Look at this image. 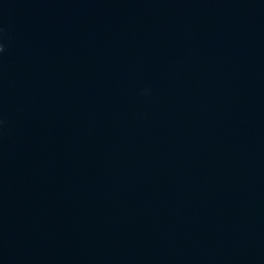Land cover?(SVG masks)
<instances>
[{
  "label": "water",
  "instance_id": "water-1",
  "mask_svg": "<svg viewBox=\"0 0 264 264\" xmlns=\"http://www.w3.org/2000/svg\"><path fill=\"white\" fill-rule=\"evenodd\" d=\"M0 43V264H264V0H0Z\"/></svg>",
  "mask_w": 264,
  "mask_h": 264
},
{
  "label": "clouds",
  "instance_id": "clouds-1",
  "mask_svg": "<svg viewBox=\"0 0 264 264\" xmlns=\"http://www.w3.org/2000/svg\"><path fill=\"white\" fill-rule=\"evenodd\" d=\"M4 51H5V45L3 43H0V53H3Z\"/></svg>",
  "mask_w": 264,
  "mask_h": 264
}]
</instances>
